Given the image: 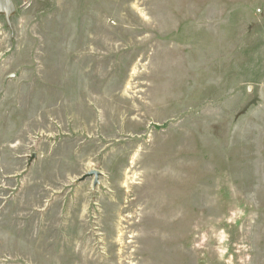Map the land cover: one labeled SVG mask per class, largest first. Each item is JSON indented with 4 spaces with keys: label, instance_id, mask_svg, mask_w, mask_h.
<instances>
[{
    "label": "rangeland",
    "instance_id": "obj_1",
    "mask_svg": "<svg viewBox=\"0 0 264 264\" xmlns=\"http://www.w3.org/2000/svg\"><path fill=\"white\" fill-rule=\"evenodd\" d=\"M14 1L0 264H264V0Z\"/></svg>",
    "mask_w": 264,
    "mask_h": 264
},
{
    "label": "water",
    "instance_id": "obj_2",
    "mask_svg": "<svg viewBox=\"0 0 264 264\" xmlns=\"http://www.w3.org/2000/svg\"><path fill=\"white\" fill-rule=\"evenodd\" d=\"M17 11V5L14 0H0V15L5 16L6 23L12 29L13 22H12V16ZM98 175V173H95Z\"/></svg>",
    "mask_w": 264,
    "mask_h": 264
}]
</instances>
